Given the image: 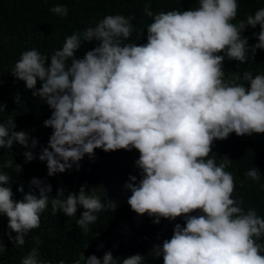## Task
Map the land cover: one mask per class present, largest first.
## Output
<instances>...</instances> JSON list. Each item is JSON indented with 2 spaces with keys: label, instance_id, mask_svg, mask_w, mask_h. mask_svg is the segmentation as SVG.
Returning <instances> with one entry per match:
<instances>
[{
  "label": "clouds",
  "instance_id": "1",
  "mask_svg": "<svg viewBox=\"0 0 264 264\" xmlns=\"http://www.w3.org/2000/svg\"><path fill=\"white\" fill-rule=\"evenodd\" d=\"M189 2L195 8L158 13L146 3L143 17L152 22L143 44L129 42L134 16L106 11L52 51L17 53L5 77L22 95L0 102V214L17 234L9 235L12 247L26 249L18 264H68L47 258L36 238L49 205L68 217L82 207L76 224L87 237L102 213L116 210L102 186L65 194L73 183L59 181L97 149L138 151L140 178L129 176L127 204L156 225L163 219L166 236L152 250L120 254L119 246L101 245L73 264H264V212L234 194L238 172L227 170L238 143L264 136V53H257L264 51V7L233 23L237 0ZM49 11L68 15L64 5ZM257 26L250 45L242 34ZM24 98L42 106L37 126L19 114ZM6 168L26 172L17 201ZM244 176L261 179L254 166ZM31 188L38 195L26 194ZM5 252L0 242V257Z\"/></svg>",
  "mask_w": 264,
  "mask_h": 264
},
{
  "label": "trees",
  "instance_id": "2",
  "mask_svg": "<svg viewBox=\"0 0 264 264\" xmlns=\"http://www.w3.org/2000/svg\"><path fill=\"white\" fill-rule=\"evenodd\" d=\"M237 2L239 8L233 23H238L248 14H254L259 8L264 7V0H237ZM146 3H150L151 10H155L156 13L161 10L183 11L195 8L191 6L189 0H0V102L8 96L15 98L16 95H22L5 77L6 70L18 52L27 46L52 51L60 45L67 34L92 22L103 12L117 11L113 15L134 16L135 19L132 20L134 31L129 42L146 43V26L152 22L151 18L143 17ZM54 5L66 6L68 15L64 19L55 17L49 11ZM141 29L145 32L144 36L137 40ZM253 32L258 33L259 26L242 34L249 38L250 45L258 42ZM229 62L227 59L224 61L226 76L232 75L228 70ZM41 113V105L24 98L19 114L23 115L27 124L31 127L37 126ZM212 151L214 152V148ZM228 151H233V147ZM234 155L236 157L231 159L233 163L227 168L232 175L238 172L239 184L235 186L234 194L249 197L264 212V136L246 141L245 144L238 143ZM138 158L139 153L136 150L105 153L97 149L94 159L85 156L80 162L79 171L73 167L72 170L75 172L72 175L62 174L59 178L61 183H73V187L65 194L73 192L78 194L79 189L84 185H87L86 192L102 186L108 198L116 202L117 208L114 212L102 213L98 221L90 226L93 232L87 237L81 234L76 224V220L84 211L82 207H78L75 216L68 217L62 212L53 215L49 205V208L41 214L43 225L36 235L41 241L39 246L47 258L65 259L68 264H73V261L79 258L80 252H84L85 257H88L89 252L97 250L101 245L119 246L121 254L134 249L152 250L154 244L163 242L166 236L163 219L159 225H156L153 223L154 218L147 215L138 216L127 204L131 193L126 191L124 186L129 182V176H137L139 180V170L135 167ZM5 159L9 160L10 156H6ZM252 166L260 170L259 183L245 179L244 173ZM4 172L12 177L10 186L13 199L17 201L20 192L18 189L22 187L21 182L27 181L26 172L22 170L21 173L16 174L13 169L8 168ZM43 180L52 186L50 196L55 197L57 190L53 178L46 175ZM241 181L244 182L243 187ZM29 192L38 195V191L33 188L26 194ZM9 235L14 239L17 234L10 233L7 217L0 214V242L6 249L5 254L0 257V264H18L19 257L26 250L13 248L14 243L9 239ZM158 235L159 239H157ZM34 241L30 246L36 245ZM153 261L155 260L146 258L145 264H153Z\"/></svg>",
  "mask_w": 264,
  "mask_h": 264
},
{
  "label": "bare ground",
  "instance_id": "3",
  "mask_svg": "<svg viewBox=\"0 0 264 264\" xmlns=\"http://www.w3.org/2000/svg\"><path fill=\"white\" fill-rule=\"evenodd\" d=\"M70 178V177H69Z\"/></svg>",
  "mask_w": 264,
  "mask_h": 264
}]
</instances>
